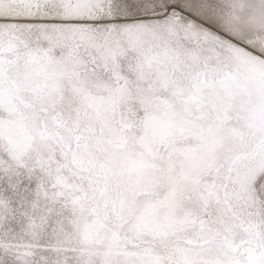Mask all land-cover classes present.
I'll return each mask as SVG.
<instances>
[{
	"label": "snow or ice",
	"instance_id": "1",
	"mask_svg": "<svg viewBox=\"0 0 264 264\" xmlns=\"http://www.w3.org/2000/svg\"><path fill=\"white\" fill-rule=\"evenodd\" d=\"M0 264H264V0H0Z\"/></svg>",
	"mask_w": 264,
	"mask_h": 264
}]
</instances>
